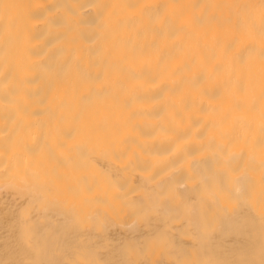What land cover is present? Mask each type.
Masks as SVG:
<instances>
[{"label": "bare ground", "instance_id": "obj_1", "mask_svg": "<svg viewBox=\"0 0 264 264\" xmlns=\"http://www.w3.org/2000/svg\"><path fill=\"white\" fill-rule=\"evenodd\" d=\"M0 264H264V0H0Z\"/></svg>", "mask_w": 264, "mask_h": 264}]
</instances>
